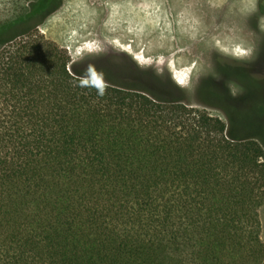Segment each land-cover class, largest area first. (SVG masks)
I'll return each mask as SVG.
<instances>
[{"label":"trees","instance_id":"16d2710c","mask_svg":"<svg viewBox=\"0 0 264 264\" xmlns=\"http://www.w3.org/2000/svg\"><path fill=\"white\" fill-rule=\"evenodd\" d=\"M58 5L0 22V264H264V78L191 104L167 70L71 60L37 33Z\"/></svg>","mask_w":264,"mask_h":264},{"label":"rangeland","instance_id":"374dc122","mask_svg":"<svg viewBox=\"0 0 264 264\" xmlns=\"http://www.w3.org/2000/svg\"><path fill=\"white\" fill-rule=\"evenodd\" d=\"M34 1L0 0V22L27 12ZM257 1L67 0L37 28V33L74 61L112 52L129 57L141 68L167 70L192 104L197 77L208 73L216 54L242 59L258 47L253 71L264 77L259 41V35L264 34V18L258 23V35L249 27ZM175 74L181 85L174 81ZM259 219L264 242V206Z\"/></svg>","mask_w":264,"mask_h":264},{"label":"flooded vegetation","instance_id":"af4514ba","mask_svg":"<svg viewBox=\"0 0 264 264\" xmlns=\"http://www.w3.org/2000/svg\"><path fill=\"white\" fill-rule=\"evenodd\" d=\"M55 1L59 2L60 5L54 8L55 10L53 14L58 12L62 8L63 3H65L67 0H55ZM263 18L264 16H261L258 13V1H257L255 12L249 20V27L254 32L255 35H258L257 32L258 23ZM259 36H260V40H259L260 49L264 50V34H261ZM257 49L258 47L255 48V50H252V52H250L249 55H247L245 58L242 59H235L229 56L216 54L211 59L208 73L199 76L197 78H222L227 85L232 84L230 83V81H232L233 78H251V75H253V73H254L253 76L255 78H259L256 72L253 71L254 65L258 62ZM218 59L221 60L218 62ZM160 78H166V76H161ZM184 99L185 101H188L189 97L186 96L184 97Z\"/></svg>","mask_w":264,"mask_h":264},{"label":"bare ground","instance_id":"6f19581e","mask_svg":"<svg viewBox=\"0 0 264 264\" xmlns=\"http://www.w3.org/2000/svg\"><path fill=\"white\" fill-rule=\"evenodd\" d=\"M125 51V50H124ZM126 52H128V51H126ZM173 79H174V81L176 82V83H178L179 85H181L180 83H181V79L177 76V74H175L174 76H173Z\"/></svg>","mask_w":264,"mask_h":264},{"label":"water","instance_id":"95a60500","mask_svg":"<svg viewBox=\"0 0 264 264\" xmlns=\"http://www.w3.org/2000/svg\"><path fill=\"white\" fill-rule=\"evenodd\" d=\"M194 89H195V87H194ZM194 89H193V90H194Z\"/></svg>","mask_w":264,"mask_h":264}]
</instances>
